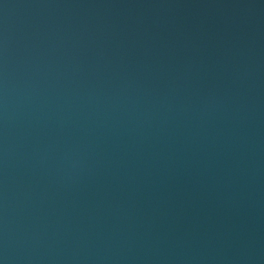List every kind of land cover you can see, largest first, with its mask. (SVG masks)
I'll list each match as a JSON object with an SVG mask.
<instances>
[{"label": "water", "instance_id": "water-1", "mask_svg": "<svg viewBox=\"0 0 264 264\" xmlns=\"http://www.w3.org/2000/svg\"><path fill=\"white\" fill-rule=\"evenodd\" d=\"M0 264H264V0H0Z\"/></svg>", "mask_w": 264, "mask_h": 264}]
</instances>
